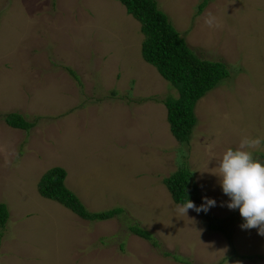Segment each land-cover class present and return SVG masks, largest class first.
<instances>
[{
  "label": "rangeland",
  "instance_id": "1",
  "mask_svg": "<svg viewBox=\"0 0 264 264\" xmlns=\"http://www.w3.org/2000/svg\"><path fill=\"white\" fill-rule=\"evenodd\" d=\"M156 1L197 55L229 69L197 101L188 143L170 133L163 100L176 91L142 58L139 22L120 2L0 0V264H264V236L241 227L213 173L244 137L261 140L249 150L264 163V0ZM8 112L35 124L11 127ZM53 166L89 212H123L88 220L41 196ZM180 167L194 202L216 201L206 213L176 211L163 178Z\"/></svg>",
  "mask_w": 264,
  "mask_h": 264
},
{
  "label": "trees",
  "instance_id": "2",
  "mask_svg": "<svg viewBox=\"0 0 264 264\" xmlns=\"http://www.w3.org/2000/svg\"><path fill=\"white\" fill-rule=\"evenodd\" d=\"M125 11L139 22L142 41L140 53L145 62L155 67L162 78L168 80L175 89L177 96L163 100L166 107V120L169 130L179 140L188 139V135L196 123L195 105L209 90L215 88L228 77L229 69L225 62L212 61L197 55L185 37L176 29L169 16L162 11L156 0H117ZM205 2L199 4L201 11ZM70 72L77 77L73 70ZM5 122L11 127L28 131L35 122L26 119L19 112L5 114ZM192 173L181 167L174 173L163 178L173 200L183 204L186 199L194 202ZM65 169L53 166L38 181V192L41 196L54 199L88 220L109 219L123 212L122 207H112L98 212H89L77 195L64 184ZM8 211L4 203H0V228L5 226ZM209 227L225 231V226L210 220ZM130 231L153 245L157 240L150 231L137 224L128 226ZM177 258V256H174ZM191 264V263H188Z\"/></svg>",
  "mask_w": 264,
  "mask_h": 264
},
{
  "label": "clouds",
  "instance_id": "3",
  "mask_svg": "<svg viewBox=\"0 0 264 264\" xmlns=\"http://www.w3.org/2000/svg\"><path fill=\"white\" fill-rule=\"evenodd\" d=\"M205 23L209 26L215 23V18L211 13L208 14ZM195 125L191 129L188 139L184 141H179L171 131L170 133L177 141L188 143ZM260 144L261 140L259 138H242L235 149L228 147L223 151L216 160V171L213 173L219 178L223 193L230 198L227 207L239 210V214L244 220L241 227L244 229L256 228L258 233L264 236V163L255 159L249 150L258 148ZM164 185L166 186L165 183ZM203 199L204 203L199 207L191 200L186 199L183 204L177 205L176 211L181 216H187L189 209L197 213H206L210 207L216 205L214 199L207 197Z\"/></svg>",
  "mask_w": 264,
  "mask_h": 264
}]
</instances>
